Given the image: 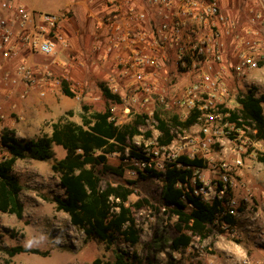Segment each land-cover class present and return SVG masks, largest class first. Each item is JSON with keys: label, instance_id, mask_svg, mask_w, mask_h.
<instances>
[{"label": "built area", "instance_id": "2783aa9c", "mask_svg": "<svg viewBox=\"0 0 264 264\" xmlns=\"http://www.w3.org/2000/svg\"><path fill=\"white\" fill-rule=\"evenodd\" d=\"M220 2H105L103 15L98 19L97 29L100 31L95 36L98 43L104 38L105 45L101 47L97 43L94 50L102 51L105 60L113 59L112 74L105 87L118 96L120 102L112 101L111 120L120 126L122 119L133 111L145 122L153 121V128L158 133L154 136L152 131H147L152 136H145L153 150L149 149L148 144L138 150L131 145L126 149L123 161L134 160L136 174L137 170L146 176L153 170L164 174L170 164L184 156L201 159L205 166L208 162L214 168L210 172L217 175L218 159L210 152L212 146L221 143L225 137L230 138L231 152L236 156L233 164H242L240 153L245 148L238 146L243 141L247 143L246 130L231 122L230 113L225 112V109H231L225 104L227 99L238 97L240 93L259 96L255 81L258 75L256 77L253 73L264 66V0H256L255 6H249L247 15L242 18H233L225 13ZM68 20L67 13H44L30 10L17 0H1L0 59L3 65L0 74L4 75L0 82L14 86L24 84L26 90L23 96H27L28 89L33 88L38 90L40 97H45L47 91L58 83L47 80L45 74H55L53 67L59 65L55 57L62 48L69 46L62 32ZM243 22L247 26H242ZM232 49L234 52H231ZM24 54L43 57L49 63L29 64ZM91 62L97 65V61ZM75 64L84 66L83 61ZM63 81L67 82L62 80L61 88ZM160 106L177 110L184 120H193L189 133L184 130L177 137L171 131L174 138L166 146L159 145L160 132L154 120ZM119 110L125 112L122 117L118 114ZM132 149L139 157L132 155ZM161 154L166 162L159 168L155 161ZM225 155L220 159L217 177L197 180L196 174L205 168L198 169L190 188L187 184L183 186L186 192L199 197L203 203L219 200L223 211L217 218L229 215L236 222L242 213L251 208H245L244 202L230 195L238 184L231 178L232 166L225 160ZM178 186L182 187V184ZM182 198L186 201L185 196ZM188 206L193 207L191 203ZM163 210L166 211L165 208ZM222 223L223 227L231 226ZM256 248L262 252L258 258L246 253L240 256L232 254L227 264H264V240H258Z\"/></svg>", "mask_w": 264, "mask_h": 264}, {"label": "rangeland", "instance_id": "374dc122", "mask_svg": "<svg viewBox=\"0 0 264 264\" xmlns=\"http://www.w3.org/2000/svg\"><path fill=\"white\" fill-rule=\"evenodd\" d=\"M22 1L28 8L35 6L43 12L60 13L70 0ZM60 57L61 55H58L55 59L60 60ZM88 67L94 68L97 65L85 60L84 66L79 68L87 70ZM66 68L71 69L70 62ZM67 72L68 74H45L47 80L58 82L47 91L45 97H40L38 90L33 88H29L28 95L23 96L26 90L24 84L14 86L11 83L0 82V136L4 129H9L14 130L16 137L21 140L37 139L50 134L52 125L62 117L81 124L82 105L90 106L95 112H103L111 107L112 102L107 100L102 92V86H106L103 74H71L69 70L65 73ZM258 73L259 71H255L253 74ZM3 75L0 74V80ZM75 78L81 82H76ZM62 80L68 82L70 90L74 91V98H65L61 88ZM257 81L259 83L257 82L256 90L260 98L264 95V74H259ZM48 98L54 102L52 109L45 104ZM236 98L230 97L225 105L231 110H238ZM69 112L73 115L70 116ZM124 113V110L118 111L120 117ZM158 113L168 123L174 136L178 137L184 130L188 133L191 131L189 129L191 120H184L177 110H168L160 106ZM135 117L136 114L132 111L128 117L122 119L120 126L132 123ZM139 129L141 136L130 140L128 144L131 147L136 146L137 150L148 144L149 149L153 150L144 135L147 131H152L154 136L158 135L153 128V121L145 122ZM253 133L247 129L244 134L248 138L247 143L244 144L243 141L238 146L245 148L240 153L241 165L232 162L236 156L231 152L230 138H223L221 143L212 146L210 152L218 159L216 170L219 173L220 159L227 154L225 160L232 166L231 178L238 184V188L231 191L230 195L244 202L245 208L249 206L251 210L237 218L236 227H223V223L216 220V225L210 227L211 232L206 239L189 232L192 238L189 247L177 251L170 247L172 239L177 236L175 227L177 218L163 210L162 179L158 177L140 179L134 169V160L129 159L125 162L121 160L120 155H112L109 157V165L113 167L122 165L125 168L124 175L104 172L100 176L103 185L109 183L131 186L134 194L130 197V204L145 200L149 202L144 203L142 208L134 210L136 225L140 230V243L135 247L120 240L108 247L96 239H87L81 229L71 224L68 214L56 211L55 204L51 200H45L66 197L60 184V176L52 171V165L64 159L68 154L67 150L52 145L50 159L40 161L28 155L26 159L18 160L13 173L23 186L20 199L24 204L25 213L22 220L14 215L0 213V264H96L98 259L101 260L100 264H114L117 249L136 252L142 264H227L230 255L240 256L243 253L258 258L262 252L256 248V242L264 240V161L260 160V157L264 158V141L254 140ZM6 155L7 152L0 140V161ZM155 162L160 168V165L166 162V158L161 154ZM213 169L207 162L205 169L196 174L197 180L203 178L212 180L217 177L219 173L216 175L210 172ZM130 181L135 183L131 185ZM16 246L39 249L48 255L42 257L32 253H21L13 258L9 257L6 249Z\"/></svg>", "mask_w": 264, "mask_h": 264}, {"label": "trees", "instance_id": "16d2710c", "mask_svg": "<svg viewBox=\"0 0 264 264\" xmlns=\"http://www.w3.org/2000/svg\"><path fill=\"white\" fill-rule=\"evenodd\" d=\"M62 91L66 97H75L65 81L62 82ZM102 91L107 100L120 102V98L114 96L106 87H103ZM236 101L239 105L238 110L225 109V112L230 113L231 122L246 131L252 130L254 140L264 141V95L257 98L252 93H240ZM69 115L72 116L73 113L69 112ZM80 118L81 124H78L62 117L52 125L50 134L32 140L19 139L14 130L2 131L1 145L7 155L0 161V213L23 219L25 207L20 199L23 186L13 173L14 167L18 160H24L28 155L40 161L50 159L51 147L57 145L68 152L64 159L52 165V171L60 176V184L66 197L45 200H51L56 211L68 214L71 224L81 229L87 239H96L108 247L120 240L135 247L140 243V230L136 225L134 210L142 208L144 203L149 202L145 200L130 204L134 189L126 185L109 183L103 185L100 174L111 172L119 176L124 175L125 168L122 165L119 167L109 165V157L118 154L121 160H124L125 151L130 147L128 140L141 135L139 127L144 125L145 121L143 117L137 115L132 123L117 126L111 120L110 108L103 112H95L88 105H82ZM154 120L157 121V130L160 132L159 145L170 144L174 138L170 126L159 113L154 114ZM145 136L149 138L152 133L146 132ZM132 155L139 157L134 149ZM260 160L264 161V158L260 157ZM205 167L201 159L181 156L166 168L164 174L153 170L146 176L137 170L140 179L148 177L162 179L161 199L164 208L177 218L175 224L177 236L172 239L170 245L174 251L189 247L192 241L189 232L206 239L211 232L210 227L216 225L217 219L220 223L226 222L231 226L236 223L229 215L217 218L223 211L219 200L203 203L199 197L186 192L183 185L187 184L190 188L195 171ZM129 183L132 185L135 182ZM179 184H182V187H179ZM198 185L201 183L198 182ZM183 196L186 197V201L183 200ZM188 203L193 207L190 208ZM6 253L11 258L21 253H32L42 257L48 255L39 249L23 246L6 249ZM115 254L114 264H142L136 252L117 249ZM100 263L101 260H96V264Z\"/></svg>", "mask_w": 264, "mask_h": 264}, {"label": "crops", "instance_id": "0c3cea01", "mask_svg": "<svg viewBox=\"0 0 264 264\" xmlns=\"http://www.w3.org/2000/svg\"><path fill=\"white\" fill-rule=\"evenodd\" d=\"M17 1L19 4L27 7L22 0ZM105 2L106 0H70L69 3H67L61 9L60 13H56H67L69 16V20L64 23V26L62 28V32L67 38L69 46L68 48H62V51L59 54V56L61 55L60 60H58L59 65H55L53 67L55 70L54 73L64 74L67 70H69L71 74H103V81H107L108 77L112 74L113 59L109 58L108 60H105L102 51L98 52L94 50L95 44L98 43L95 39V36L100 31L99 29H97L98 19L103 15ZM255 2L256 0H221L220 5L221 9L225 13L233 16V18H242L247 15L246 13H248L249 6H255ZM29 9L40 11L35 6H32ZM242 26H247V23L243 22ZM98 44H100L101 47H104V38H102ZM231 52H234V49H232ZM23 57L27 58L29 64L48 62V60L40 56L24 54ZM85 60L97 61L98 68L88 67L87 70H83L75 64L79 61L85 62ZM69 62L71 63V69L66 68L67 63ZM2 65L3 63L0 59V67ZM6 67L7 66H4V68ZM259 74H264V66L258 74H255L256 77ZM89 79H91V77H89ZM74 80L76 82H81L76 78ZM255 81L256 84L257 82L259 83V81ZM103 87L105 86H102V88ZM71 91L74 92L73 90ZM50 98H48V100L45 102V104L49 107L53 106L52 104L54 103ZM65 98L69 97L65 96Z\"/></svg>", "mask_w": 264, "mask_h": 264}]
</instances>
